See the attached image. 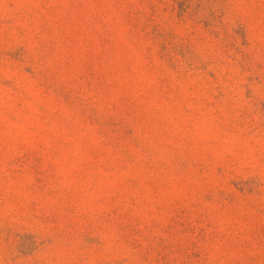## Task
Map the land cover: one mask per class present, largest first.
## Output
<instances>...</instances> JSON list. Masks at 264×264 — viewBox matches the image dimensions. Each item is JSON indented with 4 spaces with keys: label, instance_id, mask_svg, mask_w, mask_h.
<instances>
[{
    "label": "rangeland",
    "instance_id": "1",
    "mask_svg": "<svg viewBox=\"0 0 264 264\" xmlns=\"http://www.w3.org/2000/svg\"><path fill=\"white\" fill-rule=\"evenodd\" d=\"M0 264H264V0H0Z\"/></svg>",
    "mask_w": 264,
    "mask_h": 264
}]
</instances>
